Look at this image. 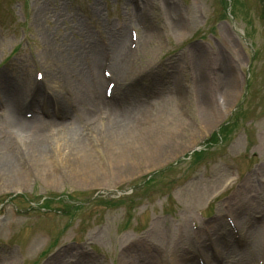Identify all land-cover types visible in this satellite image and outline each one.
Wrapping results in <instances>:
<instances>
[{
	"label": "rangeland",
	"instance_id": "1",
	"mask_svg": "<svg viewBox=\"0 0 264 264\" xmlns=\"http://www.w3.org/2000/svg\"><path fill=\"white\" fill-rule=\"evenodd\" d=\"M154 2L161 6L160 15L157 19H164L166 26L165 24H158L154 20V17L158 15L155 6H148V15L146 16L147 20L145 25L146 29L148 27L151 28L149 32H153L152 38L154 40L153 43L150 42V44H148L146 35L145 41L140 37V49L135 64L140 70L142 69V72H156L157 75H154V80L150 85L145 86L147 82L145 78L138 81L131 79L134 76V67H131L128 73L131 75L129 77L130 80H127V83H124V80H120V83H122L120 87L127 92L128 97L131 98L129 101H134V104L141 102L140 99H137L134 95L135 93L141 95L143 99H146L144 97L151 94L150 90H153L154 94L158 92L156 95H158V97L161 95L160 102L162 97H165V100L169 101V106H163V109L166 110L162 112L164 115L163 117L170 115L172 117L171 120L175 121L179 115L177 109V106L180 107L178 105L179 97L186 98L187 96H192L196 98L198 87L202 84H206V87H209V89H204V104L207 108V115L211 114V108L214 107L212 105L215 103L213 101L214 95L216 96L215 93L218 91L220 92L223 86V84L221 85V80L223 79L222 69L226 64L224 59L230 62L224 50L230 47L239 54L238 61L241 65L245 63L248 56L252 61L250 81L246 89V95L231 117L230 127H233L239 121H244V118L249 115L250 118H254L252 120H250V118L246 120L245 126L249 128L248 130H250V132L255 131L252 130L251 125L256 124L259 128H262L261 131H264V115L261 116L264 110V108L261 109V107H264V19L260 15L264 2L261 0H238L234 10L235 16L233 15L232 19L226 16L225 5H222L220 0H186L187 4H185L183 0H154ZM137 14V10L133 9L132 0H0V95L2 96V94L7 92L8 96H11L9 93H11L13 82L19 74L35 80V71L45 70V63L48 64L49 67H53L49 63H51V60L53 61V58H57L50 56V54L47 55V53L50 50H54L62 54V64L63 66L65 65V68L70 70L68 77H63L61 74L62 79L66 81L64 86L68 89L65 90L61 86L59 92L63 94L66 93L64 94L66 100L61 101V99L55 97L57 101L61 102V107H57L54 103V99L52 102L49 100V103L42 106L43 104H39V101L35 104L36 99L34 98L30 101V104L34 102L33 105L35 106H33V108L39 109L46 114L60 113V115L67 116L69 111L72 113L71 115L74 116V114L83 110L84 106L78 103H75L74 106L70 105V102L73 101L71 98H73V94L76 93L73 87L76 86V83L85 79L86 76H83L84 72L74 74L73 72L79 71V67L83 66L84 62L88 61V55L85 56L81 54L82 57L77 59L78 62L75 61L77 64L72 65V61L75 57L73 58L72 55L70 56V53L75 54L77 52V47L82 42H85V38H83L81 34L87 33L97 46L106 49L112 44V37L114 33H117V27L120 28L124 23L129 24L131 22V24H129L130 27L128 26L129 38L132 27L138 30V34L145 33L143 31L146 29L139 26L141 21L138 20ZM76 30L82 32L78 33ZM46 36H50V46L46 42ZM59 45L62 49L66 48L69 49V51L62 52ZM153 45L155 46L152 47ZM241 45L245 47L247 55L243 53ZM15 46L19 47V52H15V54L7 60L6 54L9 53L12 48L14 49ZM214 52L217 53V55ZM42 55L46 60L42 58ZM187 55H191V58ZM21 56H23V58H21ZM215 56L218 57V60L213 59ZM197 58L202 60L201 63H203L206 70L204 74H200L196 69L195 62ZM147 59H151L152 61L149 60L146 62ZM29 60L34 62V64H26ZM53 63L55 64L56 62ZM182 63L184 64L183 71L180 69L178 70V66ZM215 63L219 66L218 70L212 68V64ZM21 66L23 68L22 72H20ZM44 79L45 83L52 85L53 82H51L50 79ZM233 80V78H228L226 82L234 86ZM36 81H38V79ZM185 83H187L189 88H186ZM218 83H220L221 88L215 90ZM69 86L72 87L70 88ZM241 87L242 84H240L239 88ZM69 88L73 91H70ZM212 88H214L215 92ZM122 90H120V92ZM71 92L72 96H67L70 95ZM236 94V90H233L230 95L231 97L226 101L222 98V93L218 95L220 98V107L224 111V114H220V116H224L227 112L230 113V109L234 108ZM81 97L87 98L85 95ZM7 99L10 100L9 97ZM148 100L152 103H156L154 98H149ZM215 100L217 101V99ZM193 107H197L196 100L194 101ZM31 108V106L25 107L27 110ZM70 108H73V110ZM133 108H135V106ZM197 117L200 119V116ZM181 119L185 120L183 118ZM210 120L211 115L208 117L207 122L209 123ZM249 123L251 124L249 125ZM172 124L173 123L167 121L164 124L162 120L156 119L154 124L146 126V129L139 133L145 137L140 139L139 134L133 133V138L129 141L131 138L129 140H123L120 136L118 139L110 136L109 134L114 131L115 127H112L113 124L108 123V125H106L108 135L104 136L110 148L111 142H118V144L122 143L123 147L125 145L124 143L129 145L135 144L136 148L133 157H127L126 153L123 155L120 152L121 156L125 157L124 163L127 161L128 164H125L122 170L116 168L115 172H113V177H119L124 174L130 175L141 167H151L153 164L159 166L160 163L164 162V158L168 156V160L172 159L173 156L170 157V155L174 154L175 151L171 152V150H180L174 148L180 146L182 142L189 140V135L191 131L194 130V123L193 119H186L182 124L190 128L186 131H182V134H178L177 132L171 133L170 128H173ZM166 131H170L169 133L172 135V138L170 137L171 139L167 142L164 143V140H160L161 138H154L155 135H166ZM17 132L21 134L20 131L15 130L14 135ZM221 135L224 137V141H221L219 138L211 140L210 149L206 148L201 154L194 157L196 163H199L198 165H190L192 159L183 156L178 159V161L176 160L177 164L174 165V169L170 168L164 174L169 187L172 182L175 181L172 185L176 188L172 189L170 196L161 193L165 191L169 192V187H167L164 190L153 192L151 196H145L147 199L144 198V195H142L141 192L138 191L137 186H135V184L139 183L143 178L132 182L130 181L120 188H116V191L112 192L113 194H111V191L100 190V195H102L100 197L102 198H118L123 194L121 192H130L135 189L131 194L133 202L127 204L131 208L128 213L131 212L132 214L146 213L149 215L152 208L158 213H161L163 204H166V202L174 204L177 207V219L173 222V233H170L169 236L166 235L167 225L163 220L165 217L162 218L158 215L152 216L151 222L148 224L149 228L144 230L139 236H135L127 231L120 233L118 236L114 235L115 231L118 232L117 223L121 219L123 221L126 216V207H123V205H109V203L97 201L100 197L92 198L98 191L95 190L86 193L88 194L87 196H80L78 194L80 197L86 198V204L76 213L75 219L73 217L72 222H74L76 229L68 224V227L65 228L67 231L61 233V237L63 238L61 243L63 244L59 245L55 252L48 259L46 258L43 261L41 260L43 257L40 259L42 255L41 250H43L44 244L52 239L51 235L47 234V232H58V228H63V226L60 227L59 225L63 224L67 220L66 217L69 216L66 214L60 220L56 218L43 219L42 215L36 217L35 226H37L40 221L44 222L43 226L38 225L35 229L36 232H40L36 237L41 238L42 244L34 251V255L33 253L30 254L29 257L31 258L28 257L29 261H27L26 256L28 250H19L17 245L9 247L1 244V241H5L8 238L10 235V228L19 225L21 222H25V224L29 222L30 220L25 221L22 218L28 217L30 213L29 211H24L20 214L23 217H20L19 220V214L16 212L17 208L12 203L4 202L2 204L1 202L4 198L0 197V264L6 261L8 264H24V258L27 261L26 264H34V262L30 263L32 260H38L39 264H65L67 261L70 262V260L73 259V253H77L76 256L79 257L77 263L85 261V264H89L90 262L96 261L98 264H113L115 258L120 262L122 259L121 256H124V254L122 255L123 251L121 242L118 240L119 238L123 241L125 240V242L131 239L137 240L143 238L151 229L150 232L153 233V237L149 236V240L146 241L153 242L156 245L157 243L166 245L169 247L168 252L173 253L174 257L183 254V258H189L187 254L183 253L184 250H186L191 257V252H189L188 248L191 249L192 242L195 243L196 240H199L201 242V253L194 252V258L195 255H197L203 260V257L208 255L209 250H212L214 251L213 256H211L212 252H210L208 255V264H254L259 250L264 246V238L260 244L264 232L258 230L254 232H245V238L242 237V234L238 235L233 232L231 233L226 216L231 214L232 218H237L248 216L249 214L260 212L261 210L264 211V163L260 165L261 175H256L254 172H245V169H249L248 163L254 165L257 163L255 160L256 157H262L256 156L257 153L254 152L252 156L255 159H253L250 155V151L247 152L245 148L236 152V155H238L235 158L236 161L244 163L247 161L248 163H246V165L244 164V170H242V173H239L238 176L233 172L230 175V182L226 185L228 181V179H226L228 173L227 167H229L231 171H234L236 164H234L231 157L226 155L227 151L224 150V142L227 140L226 130H222ZM65 139L67 140V138ZM249 142L252 143V145L257 143L256 134L253 135V139L250 135ZM68 143L70 142L68 141ZM200 143H207V139L201 140ZM139 145H141V147H139ZM112 152L114 160H119L118 150L112 148ZM216 153L226 155L223 156L225 159L217 156ZM10 155L11 154L4 156L5 158L0 162V170L5 172H14L16 170L15 161H17V159ZM70 155L73 156L74 154L71 153ZM211 155L212 157L209 158ZM73 158L74 157L71 159ZM207 158L209 159L206 160ZM133 160H135L137 164H135ZM202 161H204V163H200ZM80 163L81 162L76 160L74 165L84 166ZM45 168H48V164L46 165V163ZM25 174L26 176L18 177H25L24 181L18 184V186H25V193L31 194L36 190V192L41 195L72 191L74 187L75 190L86 188L83 185L89 184L88 182L90 180L101 179L99 174L92 175V173L91 175L88 174L86 181L82 179L80 181L77 177H72L69 180L63 179L59 186L60 190L51 188L53 191L46 193L47 186L44 185V183H49V181L42 182L37 180L35 170L32 173L27 171ZM15 175H11L10 177ZM5 179H7L6 175L2 176L0 174L1 182ZM40 179L44 180L43 177H40ZM73 182L76 183L75 185L77 187L73 185ZM177 183H181V185H176ZM215 195L217 197L212 198ZM222 197L224 199L220 201ZM210 198L211 201L214 200L211 205H217L219 208L218 211L221 212V214L219 215L218 213L215 217L203 221L201 227L197 228L195 231L190 227L189 218H186L187 209L190 208V210H194L197 208L189 206L190 202L192 200L200 201V203L196 205L203 206ZM36 199H39V197ZM27 202L31 204L35 203V201L31 200V196H27ZM13 203L19 206L18 199H15ZM28 203L26 206L20 205V209L30 208ZM53 204L57 205L58 203ZM223 205L225 206L223 207ZM63 207L65 208L67 205ZM220 207H222V209H220ZM39 208L41 210L52 209L51 207L47 208L44 206H39ZM40 209H36L35 211H40ZM70 209L73 210V208ZM93 213L98 216L95 222H93V218L90 216L93 215ZM166 213L172 214V212ZM199 213L203 218H208L213 215V209L201 210ZM81 217H83L84 220ZM155 220L156 222L158 220L157 225L153 222ZM83 221L86 223L87 228H83L85 231L81 232L82 230H79V228L81 226L80 223ZM131 223L135 225L134 219L131 220ZM4 225H6L8 231L5 230ZM23 228H26L25 225L19 227V229ZM88 231L93 232L91 235L92 238L98 239L95 244L87 243L90 241L87 237ZM217 234L218 236L222 234V238L225 239H222V241L218 240ZM13 235L14 234H11L9 238H13ZM246 239L247 241L251 239L252 242L250 245H248L249 242H246L242 246V242ZM75 240H77V242ZM230 240L234 241L236 246L231 245V243L226 244L228 241L230 242ZM29 241L30 240L26 242L28 243ZM19 242H21V240H19ZM90 246L99 248L100 253L92 250ZM137 248L139 247L137 246ZM154 250L159 251V247L154 246ZM189 260V264H195L193 259L189 258ZM206 260L207 257L205 258V261ZM196 263L198 264V260Z\"/></svg>",
	"mask_w": 264,
	"mask_h": 264
},
{
	"label": "bare ground",
	"instance_id": "2",
	"mask_svg": "<svg viewBox=\"0 0 264 264\" xmlns=\"http://www.w3.org/2000/svg\"><path fill=\"white\" fill-rule=\"evenodd\" d=\"M76 31H78V33L82 32L80 30H76ZM81 35L83 36V38H85V42H82L77 47V52L75 54L70 53V56L72 55L73 58L75 57L74 60L72 61V65L77 64L76 63L78 62L77 59L79 57H82L81 54H84L85 56L88 55L87 56L88 61L84 62L83 66L79 67L80 68L79 71L73 72V74L84 72L83 76L84 77L86 76L85 79H83L81 82L76 83V86L73 87V89L76 90V93L73 94V98H71L73 99V101L70 102L71 106H74L75 103L84 106L83 110L78 112L79 113V115L77 116L78 122L65 127V124L63 122L58 121L53 117L49 119L44 118L37 113L33 114V116L29 118V120L27 121L24 120V117L17 116L15 111L12 110L11 106L8 107L7 98L9 97V99H12L13 107L14 105H18L19 101L22 100V98H23L22 102L26 98L27 93L25 94L24 87H25V83L27 82H25L23 76L20 75L16 77V80L13 82L14 93H10V95L12 94L11 97L8 96L7 92H5V94L2 95V98L0 100V106H3V110L5 112V116L0 119V128H4V127L9 128V131L7 132L6 129L4 130L6 135L2 136L3 133H1L0 137L1 139H3L4 137L5 140L6 137L14 135L15 130L21 132L20 141L16 139L14 141V145L10 148V152H11L10 156L18 155L23 161L24 165L18 164L16 166H23L24 170L29 171L31 173L35 170L37 175L36 179L39 181L42 182L49 181L54 187H58L62 181L61 176L64 180H69L72 177L75 178L77 177L80 181L81 179L86 181L88 178V174L91 175L92 173V175L99 174L101 179L90 180L88 182L89 184L83 185L84 187H89L90 185H99L102 187H106V186L114 187L116 186V182L119 179L131 175V174L130 175L124 174L119 177H113V172H115L116 168L122 170L124 169L125 164H128L127 161L124 163L125 157L121 156L120 152L123 155L126 153L127 157L129 156L133 157L134 152H136V148H135V144L129 145L127 143H124L125 145L123 147L122 143L118 144V142H111V141L110 142L113 144V147L111 144V148H110V146L107 144V141L105 140L106 139L105 136L108 135V129L106 127L108 123L113 124L112 127H115L114 131L109 134L114 138L118 139L120 136V138H122L123 140H129L131 138L129 140L131 141L133 138L132 136L133 132L130 133L125 128L121 127L122 126L121 124H123L122 113L124 112V109H126L129 112L131 111V107H126V105L123 104L125 98H127V93L124 92L117 94L115 95V98H112L111 100L107 99L105 96V84L107 83V81L106 78L103 76L102 74L103 72H101V69L105 57L110 58V55L111 58L113 57V62L112 64L110 63V65L112 66V69L115 72V74L121 77V80H124L125 78H126L125 80L129 79V77L131 76L128 74L130 67H134L133 68L134 75L141 73L142 69L140 70L135 64L136 63L135 58L137 57L135 55L136 53L134 54L133 50H131L128 47L129 46L128 32L126 31L125 27L119 30L118 33L113 34L114 40L112 38L113 45L110 54L107 53L106 50L97 46L87 33ZM46 38H47L46 42L50 46L51 45L50 36H46ZM141 39H143L144 41L145 33L141 35ZM154 46L155 45H153L152 47ZM59 48L61 49L62 52L69 51V49L66 48L62 49L60 45ZM136 51L138 52L137 48ZM49 54L50 56L56 57L57 59L53 58V61L51 60V63H49L54 68L49 67L48 64H46L44 61L45 78L50 79V81L53 82L52 89L55 97L61 99V101L62 100L64 101L66 100V98H64V94L66 93L63 94L62 92H59V90L61 86L65 90L68 88L64 86V84H66V81L62 79L61 74L63 77H68L70 70L65 68V65L63 66L62 64L63 58L61 53L56 52L54 50H50L47 53V55ZM42 58L45 59L43 55ZM149 60L152 61L151 59H147L146 62H148ZM201 61L202 60L200 58H197L195 62L196 69L199 71L200 74H204L205 68L203 66V63H201ZM53 62L56 63L54 64ZM222 72L221 73L223 74V79L221 80V85L223 84V86L219 94L222 93V98L226 101L231 97L230 95L232 94L233 90H236V88L231 83L228 84V82H226L228 78L232 79L233 77L232 76L233 70L231 69L228 63L224 65ZM154 75L156 76L157 73L154 72ZM144 77L146 76L144 75L139 80L143 79ZM59 79H60V84H59ZM221 85L220 83H218V85L215 88L219 89L221 88ZM119 86H120V82L118 87L116 88L117 90ZM205 87L206 85L203 84L200 85L198 87V94H197V104H198L197 115L199 113L200 116V121L198 120V124L202 127L203 130L211 128L215 124V121L217 119V115H213V117L211 116V120L209 122L210 124L206 122L207 118L210 117L211 114L207 115V108L204 104L205 102L204 89H206ZM70 88L69 90L73 91ZM34 93L35 94L32 97H30V95L28 94V97H30L31 100L34 98L35 99L41 98L40 96H42V91L39 86H37L34 89ZM82 95H85L87 98L81 97ZM67 96H72V92L70 95ZM163 99L164 98H162V101ZM33 104L34 102L32 103V105ZM57 104L59 107H61L62 105L60 101H57ZM166 104H168L167 101ZM145 111L146 109L141 108L140 110L136 111L134 115L135 117L139 115H143ZM166 120L167 117H165L162 120V122H164L165 124ZM169 122L173 123L172 124L173 128L172 127L170 128L171 133L177 132L178 134H182V131H186L190 128L182 124L185 122V120H182L181 118H177L176 121L169 120ZM85 124L87 125L88 129L90 128V126H93V129L89 132V130L85 127ZM100 128L103 129V133H105V136L104 134L102 135L101 130H99ZM95 130H99L98 133L95 132ZM86 131L91 139L96 138L97 140L96 147L100 152L101 162L97 158V154L94 151L90 152L89 150V147L87 145ZM169 132L170 131H166V135L163 134L162 135L159 134L160 136L155 135L154 138H161L160 140H164L165 143L172 138L171 137L172 135ZM204 132L205 131H203V133ZM197 133H199V131L195 130L194 128V131L192 130L191 134L189 135V140L182 142L180 146H176L174 148V149L178 148L180 150H171V152L175 151L174 155H176L181 151H185L188 147L192 145L194 140L196 141L198 135H196L195 137V134ZM16 134H18V132ZM199 135L202 136V132L199 133ZM14 137L15 136H12L10 139H13ZM65 138H67V140ZM50 139L54 143V146L52 147L50 146ZM68 141L70 143H68ZM139 147H141V145H139ZM112 148L118 150L119 160L117 159L114 160ZM8 152L9 151L6 150V147L2 144V141H0V155L1 154L7 155ZM71 153H73L74 155L73 156L70 155ZM72 157L74 158L71 159ZM2 158L5 157L0 156V162L2 161ZM76 160L81 162L80 164H83L84 166L74 165ZM133 162L137 164L135 160H133ZM45 163L46 165L48 164V168H45ZM56 165L61 167L62 170L61 176L58 172H56L53 169L54 166ZM140 169H142V167L139 168L138 170ZM101 170L102 171L106 170L107 176H104L101 173ZM0 174L2 176L6 175L7 178L4 180L5 182L4 181L1 182L2 180H0L1 183L0 190L8 186L10 187L16 186V188L14 189L19 190L20 188L17 189V185L22 183L25 177H21V178L18 177L26 176V174H22L21 171H14L7 173L0 172ZM11 175H15V176L10 177ZM40 177H43L44 180H41ZM73 184L76 183L73 182ZM238 221H240V219ZM242 223L243 221H240L238 222V225L240 226ZM37 246L38 243H33L31 244L30 249H35ZM189 262H190L189 258H185V257L183 258L181 255L180 256L176 255L175 257L172 256L171 259L169 258L166 259L165 264H189ZM120 264H140V259L137 258V261H135V257L131 255H124L122 257V262Z\"/></svg>",
	"mask_w": 264,
	"mask_h": 264
}]
</instances>
